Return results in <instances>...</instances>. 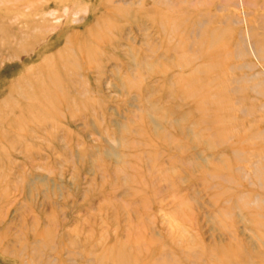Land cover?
<instances>
[{"label":"rangeland","instance_id":"rangeland-1","mask_svg":"<svg viewBox=\"0 0 264 264\" xmlns=\"http://www.w3.org/2000/svg\"><path fill=\"white\" fill-rule=\"evenodd\" d=\"M262 83L264 0H0V264H264Z\"/></svg>","mask_w":264,"mask_h":264},{"label":"bare ground","instance_id":"bare-ground-1","mask_svg":"<svg viewBox=\"0 0 264 264\" xmlns=\"http://www.w3.org/2000/svg\"><path fill=\"white\" fill-rule=\"evenodd\" d=\"M260 85V87H264V83H262V84H259ZM256 87H259L258 85H255ZM260 173V172H259Z\"/></svg>","mask_w":264,"mask_h":264}]
</instances>
